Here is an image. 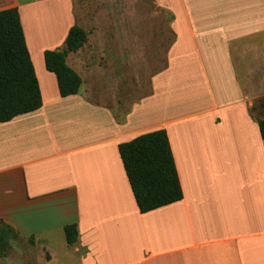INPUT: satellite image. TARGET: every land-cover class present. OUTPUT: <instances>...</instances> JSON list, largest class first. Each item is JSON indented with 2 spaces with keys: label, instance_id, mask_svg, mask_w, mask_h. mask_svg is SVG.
Masks as SVG:
<instances>
[{
  "label": "crops",
  "instance_id": "0c3cea01",
  "mask_svg": "<svg viewBox=\"0 0 264 264\" xmlns=\"http://www.w3.org/2000/svg\"><path fill=\"white\" fill-rule=\"evenodd\" d=\"M158 2L172 15L167 64L144 76L127 47L89 44L85 30L66 56L82 83L63 97L44 54L82 27L73 0H0V11L19 10L42 96L39 109L0 122V221L35 239L36 264H264V138L251 112L264 0H207L205 14ZM158 129L183 198L142 213L119 145Z\"/></svg>",
  "mask_w": 264,
  "mask_h": 264
},
{
  "label": "trees",
  "instance_id": "16d2710c",
  "mask_svg": "<svg viewBox=\"0 0 264 264\" xmlns=\"http://www.w3.org/2000/svg\"><path fill=\"white\" fill-rule=\"evenodd\" d=\"M87 41L84 28L73 26L62 50L45 51V66L53 72L63 97L76 94L82 83L66 56ZM42 96L35 68L26 44L18 8L0 11V122L39 109ZM256 118V117H255ZM259 122L264 138V119ZM119 152L136 202L142 213L180 201L183 190L166 129L154 130L121 143ZM69 244L78 238L76 225L65 228ZM20 234L0 221V258L8 252L10 239Z\"/></svg>",
  "mask_w": 264,
  "mask_h": 264
},
{
  "label": "rangeland",
  "instance_id": "374dc122",
  "mask_svg": "<svg viewBox=\"0 0 264 264\" xmlns=\"http://www.w3.org/2000/svg\"><path fill=\"white\" fill-rule=\"evenodd\" d=\"M158 1L73 0L79 24L89 34V44L127 47V55L130 51L133 55L135 72L142 71L144 76L167 64L168 49L174 40L171 11ZM206 3L207 0H188V4L200 14L206 13ZM51 28L50 22L41 23V27H38L40 38L46 39ZM262 60L264 64V53ZM37 67L41 75L38 64ZM261 73L262 92H259L251 107L256 119H264V65ZM34 242V238H23L20 235L10 239L4 258L15 264H36L38 246L35 247L32 244Z\"/></svg>",
  "mask_w": 264,
  "mask_h": 264
},
{
  "label": "bare ground",
  "instance_id": "6f19581e",
  "mask_svg": "<svg viewBox=\"0 0 264 264\" xmlns=\"http://www.w3.org/2000/svg\"><path fill=\"white\" fill-rule=\"evenodd\" d=\"M49 19H51V18L49 17ZM47 28L49 29V25H47Z\"/></svg>",
  "mask_w": 264,
  "mask_h": 264
}]
</instances>
